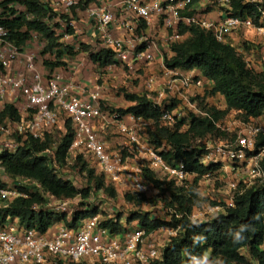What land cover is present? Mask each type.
Listing matches in <instances>:
<instances>
[{"label":"built area","instance_id":"2783aa9c","mask_svg":"<svg viewBox=\"0 0 264 264\" xmlns=\"http://www.w3.org/2000/svg\"><path fill=\"white\" fill-rule=\"evenodd\" d=\"M41 1L50 3L55 12L68 11L70 19L64 22L68 28L76 30V19L71 10L80 0ZM242 1L254 7L259 25L249 15H235L232 0H119L118 5L128 17L123 23L118 22L114 8L107 2L90 5L86 13L104 37L103 47L115 53L118 64L135 71L137 65L144 67L155 61L152 48L156 47V41L139 32L143 23L147 24L152 19H163L164 26L174 32L172 39L179 42L184 38L178 33L181 25H196L212 31L217 40L225 44L230 36L242 30H253L264 37V0ZM211 10H219L218 21L206 17ZM120 27L127 35L113 36L112 31ZM9 36L8 29L0 25V45H5L0 50V110L6 105H14L21 119L0 124V208L8 207L16 199L27 198L28 193H40L46 199L48 212L72 215L83 210L80 197L60 199L44 193L36 181L14 179L3 166L4 155L17 154L27 138L44 140L57 128H65L64 119L70 120L74 128L70 153L83 155L89 165L113 187L126 184L141 195L158 194V190L144 177L147 164L151 171L165 175L178 186H186L191 178L196 177L185 169L183 162L175 166L168 164L154 145L137 136L136 126L124 123L117 112L111 115L113 122L122 134H128L136 142L138 150L146 157L135 166L120 153L109 150L99 131V124L107 118L102 108L100 87L87 91L81 83L63 73L47 72V69L39 67L34 55L26 56L20 73H13L11 59L21 52L9 41ZM174 82L178 84V98L184 104L187 101L181 91L201 95L199 90L206 83L195 75H175ZM187 103L192 113L206 115L198 110L197 104ZM180 117L178 110H165L162 123L175 127ZM139 121L142 123V120ZM217 127L220 128V125L217 124ZM260 134H264V120H250L241 123L238 134L232 140H213L212 135H208L194 142L196 147L204 150L200 163L219 166L217 173L227 175L224 182L230 195L221 205L210 207L205 215L195 209L190 216L193 221L225 213L227 208L234 206L241 190L264 183V147H257ZM34 208L37 210L40 206ZM103 214L100 212L79 221L76 228L59 223L46 233L26 228L18 218L9 217L0 224V264H158L170 237L178 231L168 229L167 236L161 237L157 236L159 230L148 235L138 224L129 228L127 222L121 219L123 231L112 233L101 226L107 219L102 218Z\"/></svg>","mask_w":264,"mask_h":264},{"label":"trees","instance_id":"16d2710c","mask_svg":"<svg viewBox=\"0 0 264 264\" xmlns=\"http://www.w3.org/2000/svg\"><path fill=\"white\" fill-rule=\"evenodd\" d=\"M16 2L26 11L19 13L13 8H7ZM95 2L96 0H80L79 4L72 8V16L77 15L78 9L85 11ZM231 6L235 15H249L259 25L258 15L252 5L244 4L242 0H232ZM0 7L11 12V16L0 19V25L8 29L9 41L19 52L22 53L27 47L33 33H39L47 41L45 52L56 53L59 59H63L65 55L75 56L83 53L62 45L56 32L61 26L59 23H51L66 17L58 16L53 8L41 0H6L0 3ZM178 33L188 34L189 38L171 45L174 55L166 57L164 61L168 70H198L202 77L212 82V94H219L224 98L227 112L238 111L247 121L258 120L264 115V69L261 72L252 69L244 55L234 47L219 42L212 31L196 25H181ZM67 34L73 36L75 30L68 28ZM81 48L101 70L118 65L111 49L104 48L95 53L89 45L84 44ZM44 63L51 72L65 65L60 61ZM124 98L134 105L127 109L119 108L112 113L117 112L123 118L130 115L137 120L153 123L155 129L149 130V137L145 139L159 150V154L168 164L175 166L176 163L183 162L185 169L196 175L197 182L205 175L220 170L219 166H204L200 163L199 159L204 150L196 147L194 142L214 133L218 136L226 135L217 127V122L226 115L224 111L210 108L207 115L191 113L189 129L185 132L178 124L177 127L163 124L165 107L147 95L125 92ZM20 116L14 105H6L0 110V124L8 120L19 121ZM65 131V136L56 147L52 144V134L47 135L44 140L27 138L17 154L3 156V166L6 173L14 179L28 178L36 181L44 193H50L60 199L80 197L83 210L72 215L54 214L47 211L43 194L28 193L27 198L16 199L8 207L0 208V224L11 217L18 218L21 225L36 229L40 233H46L59 223L76 228L79 221L100 213L90 201L92 198L99 193L115 198L117 192L113 185L108 184L104 176H97L96 170L81 154H78L76 159L78 163L82 162L81 172L86 173L87 187H79L75 181L65 180L58 175L57 168L66 163L74 140V128L70 120L66 122ZM163 142L166 143L165 150H160ZM261 146L264 147V134H260L257 140V147ZM155 175V172L146 170L144 177L168 193L166 205L174 212L160 217L138 211L133 213L128 221L136 222L148 235L163 227L178 230L176 235L170 237L158 264L201 263L207 254L211 255L212 264H264V183L245 191L241 190L234 200V206L227 208L225 213L193 221L190 216L195 208L202 204L197 182L192 186L188 182L183 187H174L171 183L163 182L162 185L167 184L163 189L155 180ZM187 186L189 188H186ZM36 205L40 206V209L35 210ZM121 219L120 215H115L114 218L110 216L101 226L112 233H119L122 230Z\"/></svg>","mask_w":264,"mask_h":264},{"label":"rangeland","instance_id":"374dc122","mask_svg":"<svg viewBox=\"0 0 264 264\" xmlns=\"http://www.w3.org/2000/svg\"><path fill=\"white\" fill-rule=\"evenodd\" d=\"M6 0H0L1 2H5ZM45 3V5H48L51 7L52 5L50 3ZM103 3L102 0H96L94 4H100ZM92 4V5H94ZM8 9H15L19 13L25 12L26 9L19 4L18 2L10 4ZM52 8V7H51ZM8 9H4L0 7V19L3 17H9L11 16V12L8 11ZM60 12H55L58 16H64L66 19H68V14L65 9L64 10H59ZM78 15H80L76 20H75V29L79 32L78 37H73V38H68L67 36V23L64 22L65 19H58L55 20L51 25H54L56 23H59L61 26V29H56L57 35L61 38V42L64 40L67 41L68 45L67 47L71 48L74 51H82L83 53L80 54H85L86 55V61H82L83 63L86 62L91 64V60L89 57V54L84 52L83 49L81 48L82 45L86 44L83 43V38L87 36L88 38H91L92 40L96 41L95 42V47H92V51L97 53L104 49V47L100 46L99 44L101 43L99 39L95 40V36L93 34H90L91 32V27H94V24L90 22V19L88 18V15L86 13V10L83 11L81 9H78L77 11ZM70 19V17H69ZM170 33L173 34V32L170 30ZM185 39L183 38L180 40V43L183 42ZM65 43V42H64ZM62 43L64 46L67 43ZM169 47L171 49V45L173 43H179V41L176 40H168ZM47 45V41L44 39V37L39 34V33H33V37L31 41L28 43L27 47L23 50L22 53H18L14 58L11 59V66H12V72L17 74L18 72H14V70H22L24 68V64L26 62L27 57L29 55H34L36 58V62L41 67L42 69L46 70L47 72L49 71V68L45 66V61L50 62V63H56L58 61L65 63L64 66H61L57 69H60L58 72L63 73L67 76V74L73 70L74 66L73 62L74 60L77 61L79 58V54L75 56H68L65 55L63 59H59L56 55V53L53 52H45V48ZM77 45V50H75L72 46ZM88 45V44H86ZM90 46V45H89ZM5 45L2 44L0 45V50L4 49ZM244 48L248 51L251 50V46H247L245 44ZM9 54V53H8ZM166 55H169L168 52H166ZM9 56V55H7ZM245 56L246 61L249 63L250 67L252 69H255L258 72H261L264 69V61H263V69H258L253 65V60H249L250 57ZM168 57V56H166ZM165 57V58H166ZM257 59V57H256ZM9 60V59H7ZM67 60V62L65 61ZM258 60V59H257ZM164 63V61H163ZM143 68V67H142ZM14 69V70H13ZM95 73L98 75H95V84H98L99 86H102L104 81L102 80V74L103 71L95 65ZM74 71V70H73ZM138 73H143V70L140 69ZM92 74H94V71H92ZM204 81V80H203ZM206 83L203 84V88L200 89L199 91L201 92V95L195 94V93H187L185 91H181V93L186 97L185 102H190V103H195L197 104L198 110L204 114H208L209 109L212 108V110L216 111H224L226 115H224L223 118H221L217 123L220 125V130L225 133L226 135L223 136H218V134L214 133L212 135L213 140H219V139H225V140H232L236 135L238 134V131L241 128V123L242 122H248L245 117L238 111L232 110L227 112V107L224 98L217 94L213 95L212 94V86H208L207 81ZM109 88L111 89V94H113L114 99L116 100V103H120L118 100L120 97H124V93L130 92V88H128L126 85L120 84V85H109ZM157 93V92H156ZM155 93V94H156ZM157 96V94L155 95ZM155 102L160 103L165 107V110L172 111V110H178L179 113H181L180 121H178V126L181 127L182 131H187L189 129L190 125V115L192 113L191 109L188 107V103L186 102L185 104L182 103V100L179 98H174L171 96H166L165 99L160 100L159 102L156 100ZM102 108L104 113H108V121L110 125H116V123L113 122V119L111 117L113 111H117L119 108L107 106L106 102H102ZM65 122H67V119H64ZM124 120V119H123ZM126 124L129 126H132L134 124L133 120H125ZM181 122V123H180ZM139 127V128H138ZM136 126L138 129L137 131V136L141 139H145L146 137H149V130H154L155 126L153 123L150 122H143L140 123V126ZM177 127V126H176ZM66 131L65 128L62 127L61 129L57 128L54 133L52 134V144L54 147L58 145V143L61 141V139L65 136ZM128 137V142H125L123 144V137L120 136L119 134H112V133H107V132H102L101 131V136L109 143L111 146L110 148L115 151H118L125 160L129 161L133 165H138L140 164V161L146 157L144 153H142L140 150H138V146L136 142L128 135L125 134ZM157 146V145H156ZM164 147H166V143L163 142L161 143V146L159 147L160 150H165ZM76 156L74 153H70L69 157L67 158V161L65 164L61 165L60 167L57 168V173L60 177H62L65 180H73L77 183L79 187H87V176L86 173L81 172V167H82V162L78 163V159H76ZM146 163V162H145ZM146 170H149V164L146 165ZM93 168V167H92ZM152 172V171H151ZM155 180L159 182V184L165 183H171L174 187H183V186H178L175 185L174 183L170 182L165 175L161 173L155 172ZM97 176L100 177V174L96 173ZM227 175L224 173H214L211 174L209 177H202L198 180H195V178H191L188 182L190 183L189 185H195V182L199 191H200V197L202 199V204L201 206L195 208L196 211L199 214L205 215L206 212H208L210 207L216 206V205H221V203H224V200L226 197H228L230 194L228 193V188L226 186V183L224 180L226 179ZM149 181V180H148ZM152 186L158 190V194L151 193L148 194L147 196H143L141 194H138L130 188L129 185L125 186L127 188H124L120 191L117 192L115 196V201H110L109 197H107L106 202L110 201L112 203L106 205L104 201H102L105 197V195L98 194L96 197L92 198L90 201L96 206L100 212H103L102 218L104 217L108 218L110 217L109 214L112 213L113 217L115 215H120L121 218L124 220V222H127V226L129 228H132L136 222L131 221L129 222L128 219L131 217V215L135 212L142 211L145 213H151V215H158L160 217H166L170 212H174L172 208H169L166 205V199L169 198L168 193L163 192L161 188H158L157 185L154 182H151ZM122 186V185H121ZM124 186V185H123ZM163 189L166 188L167 184L162 185ZM186 188H189L187 186ZM102 195V196H101ZM109 199V200H108ZM102 203L105 204L102 207ZM87 204V203H86ZM216 204V205H214ZM118 209L116 214H113L111 212V209ZM207 217V216H203ZM125 222V223H126ZM123 231V230H122ZM121 231V232H122ZM166 231L168 229L166 228H160V230L157 233V236H167L165 235ZM245 252V251H244ZM207 264H212L211 263V255L207 254L206 256Z\"/></svg>","mask_w":264,"mask_h":264},{"label":"crops","instance_id":"0c3cea01","mask_svg":"<svg viewBox=\"0 0 264 264\" xmlns=\"http://www.w3.org/2000/svg\"><path fill=\"white\" fill-rule=\"evenodd\" d=\"M102 2H107L111 4V6L114 8V12L117 16L118 22L123 23L126 20H128V17L123 12L121 7L118 5L119 0H102ZM80 15H77L74 17L77 19ZM206 17L209 20L212 21H218L220 19V12L219 10H211L209 14L206 15ZM136 20V19H135ZM137 22V20H136ZM135 22V23H136ZM146 26V27H144ZM172 31V30H171ZM144 35L148 36L150 39H153L156 41V47L152 48V51L154 52L155 61L154 64L144 66L142 68L141 65H137L135 71H130L126 69L123 65L118 64L115 66H111L105 69H102V80L104 83L102 86H99L98 84H95V64L91 62V64L82 61H86V55L85 54H79V58L77 61H73L74 68L71 70L67 77L73 78L77 80L79 83L85 87L87 91L94 90L97 86L100 87L101 93H102V102H106L107 106L115 107V108H123L127 109L130 106H133V103L127 102L124 97L119 98L120 103H116V100L114 99L113 94H111V89L109 88V85H126L128 88H130V92L137 95H147L150 99L153 101H160L166 98V96H171L174 98L179 97V88L178 84L174 82L175 75H182V76H189V75H195L203 79L204 81H207L208 86H213L212 82L202 77L201 73L198 70H183V69H177L175 71H168L165 67V64L163 61H165V57H172L174 54L172 53L168 40H172V34L170 33V30H168L164 26L163 19H152L149 23H143V25L140 27V31ZM173 32V31H172ZM174 33V32H173ZM90 34H93L95 36V40H100V46L103 47V40L104 37L100 30H98L97 27H91ZM112 35L116 37H122L127 35L126 31L122 30L120 28H116L112 31ZM79 32L75 30V35L68 36V38L78 37ZM83 43H86L90 46L95 47V42L91 38H88L87 36L82 37ZM189 38V35H184V39ZM67 43L66 40H64L61 43ZM64 43V44H65ZM228 45L234 47L237 51H239L242 55H246L249 58V60H253V65L258 69H263V61H264V37L259 35L257 32L253 30H242L240 32H237L229 37ZM245 44L247 46H251V50L248 51L244 48ZM65 44V46H67ZM75 50H77V45L72 46ZM166 52H168L169 55H166ZM245 57V56H244ZM257 57V59H256ZM67 62V60H65ZM142 69L143 73H138L139 70ZM14 70V69H13ZM23 70V69H22ZM22 70H14V72L20 73ZM60 69H55L54 71H59ZM92 71H94V74H92ZM65 75V74H64ZM66 76V75H65ZM157 92V93H156ZM157 96H155L156 94ZM106 119L102 121L99 124V131L101 135L102 132L107 133H116L123 137V144L125 142H128V136L125 134H122L119 130V126L116 125H110L108 121V113H105ZM123 122L125 123L127 119L133 120L134 124L132 126H140L141 121L135 119L133 116H126L123 118ZM259 121L264 120V115L258 119ZM139 128V127H138ZM103 138V137H102ZM104 139V138H103ZM105 140V139H104ZM106 141V140H105ZM107 147L109 150L112 151L110 148L111 146L106 141ZM112 152L118 153V151L113 150ZM98 173V171H96ZM99 174V173H98ZM116 192L127 188L124 184L122 185H115ZM105 195V194H104ZM102 196V195H101ZM107 196L105 195L104 201L106 205L112 203L115 201V199H112L109 197L110 201H107ZM108 199V200H109ZM105 204L102 203V207ZM113 209V208H112ZM111 212H117L118 209H113ZM111 215V214H109ZM113 216V215H112ZM111 216V217H112ZM262 250L264 251V245L262 246ZM209 262V261H208ZM206 258L201 263H195V264H207L208 263Z\"/></svg>","mask_w":264,"mask_h":264}]
</instances>
